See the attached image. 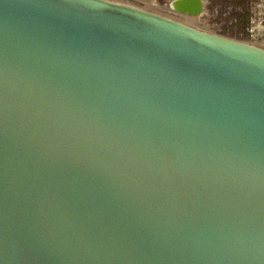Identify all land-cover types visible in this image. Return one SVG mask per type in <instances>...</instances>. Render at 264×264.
<instances>
[{"label": "water", "instance_id": "obj_1", "mask_svg": "<svg viewBox=\"0 0 264 264\" xmlns=\"http://www.w3.org/2000/svg\"><path fill=\"white\" fill-rule=\"evenodd\" d=\"M0 264H264V49L0 0Z\"/></svg>", "mask_w": 264, "mask_h": 264}, {"label": "rangeland", "instance_id": "obj_2", "mask_svg": "<svg viewBox=\"0 0 264 264\" xmlns=\"http://www.w3.org/2000/svg\"><path fill=\"white\" fill-rule=\"evenodd\" d=\"M113 1L129 3L131 5L139 4L146 8V0ZM166 1L170 2L171 0ZM226 4V7L219 4L213 11L205 7L201 21L204 22L203 18H212L215 21L220 15L224 19H227V16H229L231 19L236 20V28L226 31L216 28L209 29L208 26L195 25L196 28L212 34L225 36L226 38L243 41L264 49V0H245L244 2L229 0ZM225 12L226 14H224Z\"/></svg>", "mask_w": 264, "mask_h": 264}, {"label": "flooded vegetation", "instance_id": "obj_3", "mask_svg": "<svg viewBox=\"0 0 264 264\" xmlns=\"http://www.w3.org/2000/svg\"><path fill=\"white\" fill-rule=\"evenodd\" d=\"M173 1L174 0H171L170 2L166 0H146V8L145 6L139 5V4L137 5H133V4L131 5L129 3H125V4L138 7L148 12L173 19L175 21L181 22L183 24H186L188 26L195 27V28H196L195 25L197 26L199 25V26H206V27L208 26L209 29L216 28L218 30L229 31V30L236 28L237 26L236 20L231 19L229 16H227L228 17L227 19L222 18L220 15V17L216 19L215 21H213L212 18H203L204 22L201 21V17H203L202 15H203V10L205 7L213 11L215 7H217L219 4L226 7L227 5L226 2H228L229 0H199L200 6L198 7L199 10L197 13H193L191 11H181V10L176 9L173 6ZM242 1L244 2L245 0H239V2H242ZM183 7L187 8V5L183 4ZM224 14H226V12Z\"/></svg>", "mask_w": 264, "mask_h": 264}]
</instances>
